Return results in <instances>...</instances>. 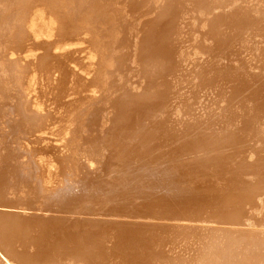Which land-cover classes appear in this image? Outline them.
Wrapping results in <instances>:
<instances>
[{
	"label": "bare ground",
	"instance_id": "1",
	"mask_svg": "<svg viewBox=\"0 0 264 264\" xmlns=\"http://www.w3.org/2000/svg\"><path fill=\"white\" fill-rule=\"evenodd\" d=\"M0 264H264V0H0Z\"/></svg>",
	"mask_w": 264,
	"mask_h": 264
},
{
	"label": "rangeland",
	"instance_id": "2",
	"mask_svg": "<svg viewBox=\"0 0 264 264\" xmlns=\"http://www.w3.org/2000/svg\"><path fill=\"white\" fill-rule=\"evenodd\" d=\"M68 48V47H67ZM54 144V143H53ZM56 144V143H55ZM114 174H116V173H114Z\"/></svg>",
	"mask_w": 264,
	"mask_h": 264
}]
</instances>
